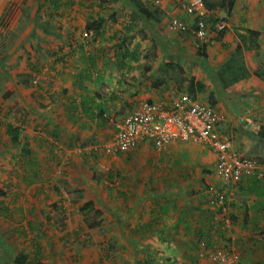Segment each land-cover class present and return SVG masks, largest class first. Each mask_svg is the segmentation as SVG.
<instances>
[{"label":"rangeland","instance_id":"obj_1","mask_svg":"<svg viewBox=\"0 0 264 264\" xmlns=\"http://www.w3.org/2000/svg\"><path fill=\"white\" fill-rule=\"evenodd\" d=\"M179 1L162 0L159 7L154 6L158 10L157 17L164 22L162 35L152 32L149 26L140 22L133 30L142 40L139 44L145 55H156L158 49L164 55L159 76L150 81L156 82L165 73L167 85L161 88L165 99L174 98L175 89L184 79V58L192 59L185 53V48L191 46L197 54L194 45H189L190 38L177 37L179 34L172 28L174 20L184 21L173 16L172 11L184 12L178 7ZM42 2L44 5L40 7ZM67 2L72 4V14L67 17V20H71L70 25L68 22L66 24V20L47 16L49 0H0V264H16L15 258L20 253L33 257L37 251L41 253L40 261L35 260L33 264H136V261L141 263L143 258H147L148 253H153L154 264H264V224L260 223L261 227L255 229L251 223L250 230L242 229L232 223L235 211L229 207L233 202L243 204L244 200L248 201L246 207L255 206L254 200L264 201V195L261 198L242 196L238 184L217 178L214 171L216 164L207 174L205 169L199 168L201 164H207V157L192 153V157L185 160L187 172L183 171V167L175 166L169 171L171 165L166 164L167 168L162 171L159 166L163 168L164 165L154 158L153 149L130 150L117 156L106 155L104 147L109 144L111 123V129L109 126H96L95 130H81L82 121L75 122V119L74 123L66 125L73 133L61 132V141L50 136L47 120L50 117L59 118L62 109L55 107L58 101L53 100L54 94L49 99L47 93L37 89L49 83L54 85L52 79H43L39 75L31 77V64L35 63L37 55L32 50L39 51V56L48 52L39 49L36 42L39 40L32 32L39 33L40 38L46 27H50L54 32L61 31V38L63 34L69 36L80 0ZM116 2L121 4L117 5L118 10L129 9L127 5L131 4L130 0ZM141 3L146 1L141 0ZM172 4L177 5L178 10H174ZM119 14L121 16L123 11L120 10ZM214 15L228 28L226 14ZM141 30L145 33L142 34ZM80 35L82 44L87 48L90 37L85 32ZM172 38L185 44L184 49L169 46ZM40 43L43 45L44 42ZM169 50L176 54V59L171 58L173 54L169 56ZM115 51L121 49L115 48ZM170 59L176 64L172 65ZM43 63L45 67L39 74H45L49 67L47 61ZM239 63L236 61L237 66H240ZM110 64V61H104V65L111 70ZM199 64H203V61ZM222 69L219 75L225 73V67ZM99 75L100 88L120 91L124 100L119 103L118 109L114 108L115 104L108 105V111L103 115L105 121L117 120L136 112L148 103L143 97L155 96L147 88L137 92L135 85L120 86L116 79L109 78L108 81L101 74H96L94 78L98 79ZM214 80L217 82L216 78ZM25 82H31L32 88L24 87ZM210 93L213 91L208 88L199 97L207 103ZM56 95H59L58 92ZM77 114L82 113L78 110ZM30 122L37 123L32 125ZM10 126H20L21 131L14 135L10 132ZM249 132L254 134L252 130ZM13 135H20L19 144L11 141ZM251 141L256 147L259 146L258 141ZM26 149L33 150V158L37 162L34 167L38 178L33 183L25 182L27 176L30 181L27 158L23 155ZM22 161L26 166L21 164ZM254 161L258 168L264 167V164H258L260 161L257 159ZM260 181H264V177ZM220 191L225 196L227 194L229 204L228 211L223 213L207 202L208 195L214 197ZM201 194L204 196L202 213L191 207L193 202L202 198ZM88 201L94 206L84 215L81 208ZM6 209L9 210L7 213ZM210 210L226 226L213 229V235L210 232L211 243L215 246L200 241L210 247V250H205L203 246L200 247V242L197 244L199 237L184 235L189 229L184 224L193 221L192 228L195 230V222L199 220V223H205L209 218L207 211ZM263 212L259 209L258 214ZM95 223L97 226L91 229L89 225ZM10 247L13 253H10ZM216 250H222L217 252L224 254L230 250L232 254L219 261L216 260L219 255L215 253Z\"/></svg>","mask_w":264,"mask_h":264},{"label":"crops","instance_id":"obj_2","mask_svg":"<svg viewBox=\"0 0 264 264\" xmlns=\"http://www.w3.org/2000/svg\"><path fill=\"white\" fill-rule=\"evenodd\" d=\"M67 1L68 0H49L50 5H46L48 8L47 16L50 19L60 18L66 20V24L68 22L70 25L71 20H67V17L72 14V11H70L72 10V4H68ZM96 1L80 0V3L77 5L76 14L73 16V22L71 24L72 32L69 36L63 34L61 38L59 37L60 34H62L60 33L61 31L54 32V29L50 27H46L44 35L40 38H38L39 33L36 31L32 32L36 34V40L38 39L44 42L42 45L41 43L39 44V41H36L39 49H42V51L45 49L48 52L39 56V51L32 50V52L37 55L33 54L35 55L36 61L34 64H31V77L34 78L36 75H39L43 79H49L50 81L52 79L54 83V85L49 83L48 86H39L37 88L41 93H47L49 99L54 94L53 100L58 101L55 102V107L60 106L62 109V114L59 118L50 117V119L47 120V127L53 128L54 125H59L62 134H69L73 132H70L68 128H66V125L74 123L75 119V122L82 121L80 125L81 130H95L96 126L107 128L109 123H111L112 130L108 142L110 143L114 136L115 123L121 118L117 120L114 119L113 121H105L103 117H100L99 112L100 110H105L106 113L108 111V105L110 104H115L114 108L118 109L120 106L119 103L124 100L121 97L120 91L100 88V75L99 78L96 79L94 78L96 74H101V76L105 77L108 81L109 78H114L120 86L125 84L135 85L134 87L137 89V92L145 88L151 90L155 96L143 97L151 104L164 101H175L183 96V92H180L178 88L179 84L175 89L176 94L174 98L165 99V96H163L164 92L162 91L168 81L165 73L164 77L157 78L156 82L150 81L152 78L156 77V75L159 76L158 70L162 61H164V55L162 56L159 49L156 55H145L142 51V45L139 44L142 40H139L140 37H138V34L133 30L135 29V25L140 22L142 25L146 24V26H149L152 32H159L158 35H162L164 22L157 17V15H159L158 10L149 7L145 3L142 5L148 8L153 15L151 19L144 23L140 20H136L134 14L135 8L133 6L127 5L130 10L120 8V10L123 11V14L120 16V14H118L120 10H118L119 8L117 5L121 4H114V12L118 14L117 19H109L106 21V28L110 31L106 34L105 39H99L95 46L90 49L86 48L87 51L96 55L94 58L96 59L95 63L93 60L87 59L88 53H86V49L81 46L82 40L80 34L85 31L90 13H98V17L105 16L104 13L101 12V9L94 5ZM249 1L250 0L236 1L233 14L231 17H228L226 34L220 40L217 39L219 36L216 38V45L200 46L198 41L194 40L190 34L181 35L178 33L179 35H177V37L187 36L190 38V41H188L189 45L193 44L197 51V54H195L191 46L184 50L185 53H188V57L192 58H184V70L182 69L185 73L184 80L194 79L195 82H200L205 86L204 91L208 88L211 92L213 91V93H210L207 103L203 102V99L199 97L204 91L198 93L196 96H190L187 93L184 94L187 95L192 102L206 104L216 109L221 120L217 132L222 139H226L232 143L233 154L241 160H250L255 163L254 159H257L260 161L258 164H264V137L263 135L261 136V134H264V126L260 130L259 136L250 134L251 132L246 128V120L248 117L254 118L256 122H264V2L262 0H251L249 4ZM43 5L44 2H42L40 7ZM172 6L174 10L175 8L178 10L177 5L175 7V5L172 4ZM178 7L181 8L179 4ZM170 10L172 11V9ZM172 12H174V17L183 19L184 23L185 21L191 22L192 24H190V27L193 30L196 29L197 20L195 17H189L185 12ZM217 13L221 16H225L226 14L224 11ZM145 31L142 32L141 30L140 32L144 34ZM114 34L117 35L114 36ZM32 37H34L33 34ZM124 37L132 41L130 42V52L120 54L118 51H115L114 47H117V44L120 43L119 38ZM71 43L75 44L76 47L79 45L82 48H72L70 46ZM107 44L110 45L106 47ZM170 45L184 49L185 44L181 41H177L176 38H172L169 46ZM169 52V56L173 54L174 56L171 58L176 59V54L172 50H169ZM172 59H170V63L175 65L176 62L174 63L171 61ZM43 61H47L49 67L46 68L45 74H39L40 70L45 67ZM104 61L111 62V70L108 65H104ZM200 61H203L205 66L201 64L202 67L199 64ZM236 61L240 62V66L236 65ZM59 63H62V66H59ZM224 67L226 69L225 73L223 72L219 75L220 70ZM171 68L173 69V66ZM243 74L247 75L243 76ZM139 77L141 80H137ZM211 77H213V79ZM214 78L217 79V82ZM55 86H57V88H55ZM30 88H32V86H30ZM55 91L58 92L59 95H56ZM122 92H124V89H122ZM41 97L44 98L45 96ZM212 101L216 103V106L211 105ZM76 107L81 111V115H78L77 111H75ZM223 108H225V111H222ZM75 114H77L78 117L75 116ZM36 123L37 122H30L32 125ZM251 139L258 141L259 146L257 145L256 147ZM192 148L197 149L190 150ZM151 149L155 152L154 158L157 159L161 165H164L163 168L159 166L162 171L165 167L167 168V166H165L166 164L171 165L170 168H168L169 171L174 169L175 166L180 168L183 167V171L188 172L189 170L185 168V160L186 158L192 157V153L194 154L195 152H197V154L200 153L201 156L207 157V164H201L199 167L202 170L205 169L207 174L211 173L210 169H213L217 161L216 154L208 146L189 142L183 143L177 140L173 141L164 152H157L152 143L143 144L135 150L144 151ZM183 184L181 186H185L184 188L186 189L187 186ZM179 186L180 185H178V187ZM238 190L244 197H252L255 195L261 198L260 196L264 195V181L258 179L243 180L238 184ZM202 194V198H198L191 206L200 213H202L204 204V196ZM227 200L226 197L225 207H231L235 211L232 214V223L234 225H238L245 230H250L251 223L254 225L253 228L255 229L264 224V212L261 215L258 214L259 209L264 211V201L256 199L253 202L255 206L246 207V205H248L247 200H244L242 202L243 204L233 202L231 205L227 203ZM207 214L209 218L206 219L205 223H199V220L195 222L197 226L195 230L192 228L193 221H189L188 224L185 223V227L188 225L189 229L184 235L194 234L199 236L201 233L210 237V232L211 235H213V229L220 228L221 225L226 226L222 220L220 222L217 219L214 211H207ZM260 223L262 224L260 225ZM210 245L215 246L213 243H210ZM227 253L232 254V251L228 250Z\"/></svg>","mask_w":264,"mask_h":264},{"label":"built area","instance_id":"obj_3","mask_svg":"<svg viewBox=\"0 0 264 264\" xmlns=\"http://www.w3.org/2000/svg\"><path fill=\"white\" fill-rule=\"evenodd\" d=\"M148 4L159 7L162 0H145ZM179 5L189 16L196 18V29L193 30L189 23L174 20L172 28L179 34H190L200 46H214L217 44V33L224 32L227 28L216 17L215 33H211L206 20L213 18V12L204 7V0H180ZM199 48V47H198ZM220 116L213 107L192 102L183 95L172 102L147 103L143 107L115 123V132L112 141L104 147V152L109 156H117L135 150L143 144L152 143L157 152H164L178 140L198 145L208 146L217 156L215 173L218 179L239 184L244 179H258L264 177V167L261 168L250 160H241L232 151V143L222 139L217 128ZM246 128L259 136L264 122H256L254 118H247ZM207 202L221 213L228 211L225 207L226 196L219 192L216 196H207ZM205 250L210 247L202 243ZM216 250L219 255L216 260L224 261L229 256Z\"/></svg>","mask_w":264,"mask_h":264},{"label":"trees","instance_id":"obj_4","mask_svg":"<svg viewBox=\"0 0 264 264\" xmlns=\"http://www.w3.org/2000/svg\"><path fill=\"white\" fill-rule=\"evenodd\" d=\"M56 1H58V0H56ZM94 1H96V0H94ZM116 1H118V0H97L96 2H94V5L98 6L101 9V12H103L105 16L104 17H98V13L97 14L90 13V15L88 17V24L86 25V28L84 31L85 34L90 37V41L88 42L89 46L87 47L88 49L95 46L96 42L99 39L103 40L106 38V34H108V32L110 31L109 29L106 28V21H108L109 19L116 20L118 14H119V13L117 14L116 12H114L115 9H114L113 5L117 3ZM130 1H131L130 6H133L135 8L134 14H135L136 20H140L144 23V22L148 21L149 19H151L152 15H153L152 12H150V10L148 8H145L142 5L141 0H130ZM236 1L237 0H204V7L206 8L207 11L213 12L215 14H217V12L224 11L228 17H231L233 14L234 7L236 6ZM145 4L151 8H154V6L148 4L147 2ZM214 18H216V16H214L213 18H211L209 20H206V24H207V27L210 29V32L216 34L217 33L215 30L216 20ZM226 31H227V29L224 32L217 33L219 37L217 36L218 38L217 37L216 38L218 40H220L222 37L225 36ZM116 35L117 34H114V36H116ZM181 35H185V34H181ZM85 39L87 40L89 38H85ZM119 42L120 43L117 44V47H114V48H120L121 51H118L120 54L130 52L129 48L131 47V44H130V42H132L131 39H127L126 37L119 38ZM109 45L110 44H107L106 47ZM70 46L72 48H78V47L82 48L81 46H83L84 49H86L84 44H82L81 46L78 45L76 47L75 44L71 43ZM108 51H109V49H108ZM85 52L88 53L87 59L91 60V61L93 60L95 63L96 59H94V58L96 55L93 54L92 52L87 51V49ZM245 75H247V74H243V76H245ZM23 85L26 87L29 86V88H30L31 82H25V83H23ZM178 88H179L180 92H183L182 93L183 95H185L184 93H187L190 96H196L198 93H202L204 91L205 86L203 84H201L200 82H195L194 79H185V80L183 79L182 83L178 86ZM9 93H11V92H9ZM7 95H8V92L4 96L5 99H7V97H8ZM40 98H42V97L40 96ZM211 105L216 106V103L214 101H212ZM75 111H78V107L75 108ZM82 111H83V109H82ZM99 114H100V117H103V115H105V110H100ZM20 123L22 125H25V123L23 121H20ZM59 127H60L59 125H54L53 128L50 127V131L52 134L50 136H52L56 140L61 141V139H60L61 131H60ZM47 128H49V126ZM10 130H11L10 132L14 133V135H18L19 132L21 131V128H20V126L19 127L10 126ZM262 135L264 137V134H261V136ZM19 136L12 137L11 141L14 142L15 145L17 143L19 144V141H20ZM15 145H14V147H15ZM23 155L25 158H27L26 159V165L28 166V169H29L28 173L30 175V181H29V178L27 176V178H25V182L33 183L36 180V178H38V175H37L35 167H34V165H37V162L33 158L34 152H33V150L26 149V150H24ZM21 164L23 166H26L23 161L21 162ZM1 194L4 195L5 192L2 191ZM85 203L86 204L81 208V213L84 215L86 214L87 210H89L90 208H92L94 206V203H92L90 201L85 202ZM8 211L9 210L6 209L5 213H7ZM96 226H97L96 223L89 225V227L91 229L95 228ZM56 228H59V227L56 226ZM197 237H199L197 244H199V242L202 240L201 242H206L209 246H211L210 243H211V241H213L211 236L209 237L205 234L200 233L199 236H197ZM165 241H167V240H165ZM201 242H200V245H201ZM10 253H13L12 248H11ZM148 254L149 255H147V258L146 257L143 258L141 263H140V261H139V263H137V261H136V264H154L153 253H148ZM40 255H41L40 251H37V253H35V256H33V257L28 256L25 253H20L19 255L16 256L15 263L16 264H33L36 262L35 260L39 259ZM39 261H40V259H39Z\"/></svg>","mask_w":264,"mask_h":264}]
</instances>
